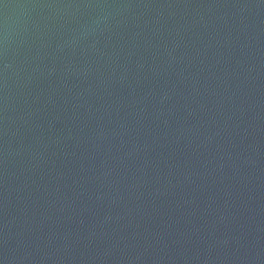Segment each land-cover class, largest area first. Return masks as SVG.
I'll return each mask as SVG.
<instances>
[{
	"label": "water",
	"instance_id": "water-1",
	"mask_svg": "<svg viewBox=\"0 0 264 264\" xmlns=\"http://www.w3.org/2000/svg\"><path fill=\"white\" fill-rule=\"evenodd\" d=\"M0 264H264V0H0Z\"/></svg>",
	"mask_w": 264,
	"mask_h": 264
}]
</instances>
